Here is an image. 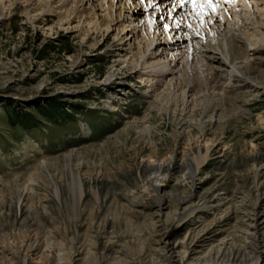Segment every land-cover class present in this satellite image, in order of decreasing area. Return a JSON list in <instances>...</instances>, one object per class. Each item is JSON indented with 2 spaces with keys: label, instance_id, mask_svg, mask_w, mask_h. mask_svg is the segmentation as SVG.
Listing matches in <instances>:
<instances>
[{
  "label": "rangeland",
  "instance_id": "374dc122",
  "mask_svg": "<svg viewBox=\"0 0 264 264\" xmlns=\"http://www.w3.org/2000/svg\"><path fill=\"white\" fill-rule=\"evenodd\" d=\"M27 5L5 7L0 24V264H117L121 249L151 264L146 252L165 236L204 229L226 228L239 247L244 212L264 201V88L203 132L183 131L185 111L151 103L148 84L105 52L113 35L82 44L72 27L50 30L52 14L34 22ZM163 161L173 170L159 222L151 166ZM212 192L227 207L175 220L176 204Z\"/></svg>",
  "mask_w": 264,
  "mask_h": 264
},
{
  "label": "bare ground",
  "instance_id": "6f19581e",
  "mask_svg": "<svg viewBox=\"0 0 264 264\" xmlns=\"http://www.w3.org/2000/svg\"><path fill=\"white\" fill-rule=\"evenodd\" d=\"M17 1L0 0V24L9 13L5 7L13 8ZM24 1L36 6L26 11L34 22L40 20V12L52 14L56 23L49 24V29L72 27L82 36V44L94 42V35L101 32L105 39L113 35L105 52L148 84L145 88H151L154 98L151 103L185 111L183 131L197 124L203 132L215 115L222 110L234 112L249 101L251 90L264 88V0H220L216 10L203 17L197 16L192 4L181 0ZM197 107L201 109L199 119L194 116ZM183 166L194 172L192 161ZM151 167L156 173L153 187L160 222L168 208L163 186L173 165L163 161ZM79 190L82 195L81 187ZM192 196L184 205L176 204L177 222L185 224L192 214L215 213L229 204L228 197L219 192L198 201ZM263 205L259 199L244 212L239 247L234 246L226 228L214 236L204 229L189 238L167 235L146 257L151 264H264ZM223 221L220 217L214 223ZM209 242L214 244L204 251ZM119 258L117 264H132L131 255L122 249Z\"/></svg>",
  "mask_w": 264,
  "mask_h": 264
},
{
  "label": "snow or ice",
  "instance_id": "6c2138e0",
  "mask_svg": "<svg viewBox=\"0 0 264 264\" xmlns=\"http://www.w3.org/2000/svg\"><path fill=\"white\" fill-rule=\"evenodd\" d=\"M184 2L192 4L197 16L203 17L210 11H215L220 0H181V3Z\"/></svg>",
  "mask_w": 264,
  "mask_h": 264
}]
</instances>
